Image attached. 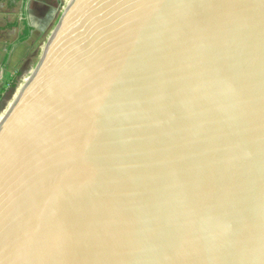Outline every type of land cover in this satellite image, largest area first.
I'll list each match as a JSON object with an SVG mask.
<instances>
[{"label":"water","instance_id":"95a60500","mask_svg":"<svg viewBox=\"0 0 264 264\" xmlns=\"http://www.w3.org/2000/svg\"><path fill=\"white\" fill-rule=\"evenodd\" d=\"M0 264H264V0H71L0 124Z\"/></svg>","mask_w":264,"mask_h":264},{"label":"rangeland","instance_id":"374dc122","mask_svg":"<svg viewBox=\"0 0 264 264\" xmlns=\"http://www.w3.org/2000/svg\"><path fill=\"white\" fill-rule=\"evenodd\" d=\"M68 3L69 0H32L27 8L28 24L32 27V32L30 38L21 45H17L20 40L19 30L10 32L7 27L5 31L0 32V118L8 102L18 95L21 84L36 70L43 48ZM5 10L7 11V8L1 7L0 15H3ZM46 15L51 16L48 18ZM7 17L9 19V16ZM7 54L9 61L3 66L2 61Z\"/></svg>","mask_w":264,"mask_h":264},{"label":"crops","instance_id":"0c3cea01","mask_svg":"<svg viewBox=\"0 0 264 264\" xmlns=\"http://www.w3.org/2000/svg\"><path fill=\"white\" fill-rule=\"evenodd\" d=\"M32 0H0V8H7V11H3V15H0V20L3 24L0 25V32L5 31L8 27L10 32L20 31L19 37L21 38L24 31V23L28 24V5ZM10 8V9H8ZM18 12V13H16ZM9 16V19L7 16ZM5 19V20H3ZM8 19V21H6ZM29 25V24H28ZM11 27V28H10ZM25 43V42H24ZM19 43L17 45H21ZM3 63V61H2Z\"/></svg>","mask_w":264,"mask_h":264},{"label":"bare ground","instance_id":"6f19581e","mask_svg":"<svg viewBox=\"0 0 264 264\" xmlns=\"http://www.w3.org/2000/svg\"><path fill=\"white\" fill-rule=\"evenodd\" d=\"M71 2V0H69V3ZM68 3V4H69ZM59 22V21H58ZM46 47V46H45ZM45 47L43 48V51L45 50ZM43 54V53H42ZM34 73V72H33ZM33 73L31 75H29L30 77L27 78V80L21 84L20 89H19V93L15 98H12V100H10L7 104L6 110H4V114L1 116L0 118V124L5 120L6 116L8 115L9 111L13 108L14 103L16 102V100L21 96V94L23 93V91L26 89V87L28 86V84L30 83ZM14 97V96H13Z\"/></svg>","mask_w":264,"mask_h":264},{"label":"trees","instance_id":"16d2710c","mask_svg":"<svg viewBox=\"0 0 264 264\" xmlns=\"http://www.w3.org/2000/svg\"><path fill=\"white\" fill-rule=\"evenodd\" d=\"M5 1V0H4ZM24 31L23 34L19 40V43H24L26 42L30 36H31V32H32V27H30L27 23H24ZM11 28V27H10ZM9 61V54H7L4 59H3V63L2 65L5 66L7 64V62Z\"/></svg>","mask_w":264,"mask_h":264},{"label":"flooded vegetation","instance_id":"af4514ba","mask_svg":"<svg viewBox=\"0 0 264 264\" xmlns=\"http://www.w3.org/2000/svg\"><path fill=\"white\" fill-rule=\"evenodd\" d=\"M50 14H51V13H50ZM49 16H51V15H46V17H48V18H49ZM48 18H47V19H48ZM46 21H47V20H46Z\"/></svg>","mask_w":264,"mask_h":264}]
</instances>
